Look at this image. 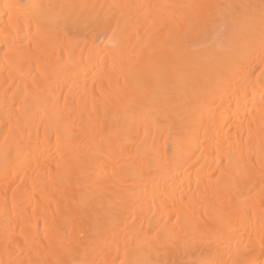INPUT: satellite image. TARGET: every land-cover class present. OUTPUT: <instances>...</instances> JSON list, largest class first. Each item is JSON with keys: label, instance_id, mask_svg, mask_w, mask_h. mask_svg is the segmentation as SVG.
Wrapping results in <instances>:
<instances>
[{"label": "bare ground", "instance_id": "obj_1", "mask_svg": "<svg viewBox=\"0 0 264 264\" xmlns=\"http://www.w3.org/2000/svg\"><path fill=\"white\" fill-rule=\"evenodd\" d=\"M0 0V264H264V0Z\"/></svg>", "mask_w": 264, "mask_h": 264}, {"label": "rangeland", "instance_id": "obj_2", "mask_svg": "<svg viewBox=\"0 0 264 264\" xmlns=\"http://www.w3.org/2000/svg\"><path fill=\"white\" fill-rule=\"evenodd\" d=\"M21 2L23 3L24 1H23V0H21Z\"/></svg>", "mask_w": 264, "mask_h": 264}]
</instances>
